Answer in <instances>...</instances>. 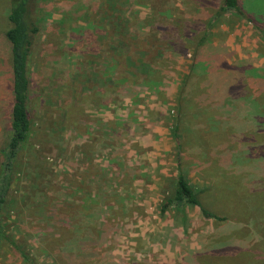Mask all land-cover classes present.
I'll return each instance as SVG.
<instances>
[{"label":"rangeland","instance_id":"obj_1","mask_svg":"<svg viewBox=\"0 0 264 264\" xmlns=\"http://www.w3.org/2000/svg\"><path fill=\"white\" fill-rule=\"evenodd\" d=\"M33 5L31 127L1 206L0 264H264V0H238L242 16L219 15L222 0ZM179 169L222 220L160 214Z\"/></svg>","mask_w":264,"mask_h":264},{"label":"trees","instance_id":"obj_2","mask_svg":"<svg viewBox=\"0 0 264 264\" xmlns=\"http://www.w3.org/2000/svg\"><path fill=\"white\" fill-rule=\"evenodd\" d=\"M33 3L34 0H6L8 29L5 32V38L9 47L11 65L12 107L8 135L4 139L0 151L2 155L0 173V241L5 237L1 223V206L7 186L10 183L13 163L26 143L31 127L28 111L31 88L30 67L33 51L41 30L40 17L37 13L38 7L34 6ZM232 13L242 16L238 0H222L219 15ZM216 17L217 15L214 18ZM185 206L198 207L202 215L207 219L222 220L201 204L200 192L189 184L179 169L173 194L163 201L159 212L164 215L171 208L181 210ZM15 249L17 250V248ZM24 259L32 264L27 257Z\"/></svg>","mask_w":264,"mask_h":264}]
</instances>
